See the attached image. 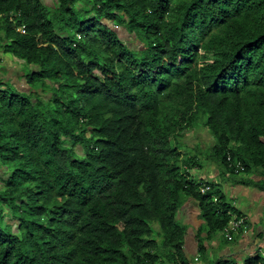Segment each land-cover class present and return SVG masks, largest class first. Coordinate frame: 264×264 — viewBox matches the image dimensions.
<instances>
[{"label":"trees","instance_id":"1","mask_svg":"<svg viewBox=\"0 0 264 264\" xmlns=\"http://www.w3.org/2000/svg\"><path fill=\"white\" fill-rule=\"evenodd\" d=\"M0 49L36 89L0 80V264H185L184 200L209 238L232 212L189 177L197 125L264 174V0H0Z\"/></svg>","mask_w":264,"mask_h":264},{"label":"crops","instance_id":"2","mask_svg":"<svg viewBox=\"0 0 264 264\" xmlns=\"http://www.w3.org/2000/svg\"><path fill=\"white\" fill-rule=\"evenodd\" d=\"M186 145L187 148L191 149L189 144ZM201 147L205 148L203 142ZM198 162L201 165V162ZM219 169L210 163H203L201 167L191 170L189 177L195 183L199 181L208 182L217 188L222 195L224 204L232 211L231 213L245 219L248 225V233L246 235L239 234L230 242H227L221 233L209 238L207 230L202 229L204 223L200 219L198 204L191 199H185L176 219L177 224L185 230L183 263L208 264L212 259H219L220 262L217 264H226L228 263L227 259L232 258L237 264H244L249 259L256 257L261 262L264 253V192L253 184L261 182L264 174L251 172L241 176V178L230 175L237 179L234 182ZM244 181L249 183H244ZM224 189L229 190L227 194ZM216 236H221L224 244L219 245L217 242L215 244L212 240ZM234 264L236 263L234 262Z\"/></svg>","mask_w":264,"mask_h":264},{"label":"rangeland","instance_id":"3","mask_svg":"<svg viewBox=\"0 0 264 264\" xmlns=\"http://www.w3.org/2000/svg\"><path fill=\"white\" fill-rule=\"evenodd\" d=\"M42 1L46 6H49V7L53 6V4L56 2V0H42ZM116 31H118V35L122 40L129 42L131 37L125 32V30L123 28H117ZM30 72H31V67H28L24 63L19 64L11 56L4 54V52H2V50L0 49V80H2L3 82L9 83L11 86H14L17 89L21 90V92L30 91L29 89L34 91L36 89H34L32 87L29 88L28 85H26V77L29 75ZM5 88H8V87L5 86ZM47 97H48V95L43 96L44 99H46ZM203 134H204L203 127L200 125L195 126L194 130L189 132L187 137H185V140H184V142L186 144L190 145L191 150L189 148H187L185 145L183 148H181V151L183 153H185L186 155L188 154L190 156H195L198 159V161L201 162L200 163L201 165L203 163H208L207 159H206L207 156L205 154L206 148L203 150H197V149L195 150L193 148H194V145H196L197 143L206 141V139L203 137ZM200 137L201 138L203 137V140H200ZM217 168H219V167H217ZM219 170H220V172H223V173L225 172L223 168H220ZM225 175L230 177L231 180H233L234 182L237 181V179H235V177H231L230 174H225ZM238 176L239 177H237V178H241V175H238ZM224 191L227 194V192L229 190L227 191L226 189H224ZM176 219H177V216H176ZM178 219H179V217H178ZM154 229L157 230L156 226H154ZM202 229L205 230V227H203ZM212 241L215 244H216V242L219 245L224 244L223 238L221 236L214 237ZM200 256H202V254H200ZM201 260H202V257H201ZM227 260H228V263H226V264H234V262L237 264V262L232 258H229ZM218 262H220L219 259H216V260L212 259V261L208 262V264H217ZM199 263H201V262H199Z\"/></svg>","mask_w":264,"mask_h":264},{"label":"built area","instance_id":"4","mask_svg":"<svg viewBox=\"0 0 264 264\" xmlns=\"http://www.w3.org/2000/svg\"><path fill=\"white\" fill-rule=\"evenodd\" d=\"M18 32L21 34L25 33L24 27L18 29ZM227 161L230 162L229 167L232 168L234 175H243L244 167L238 161H232L230 157L227 158ZM199 192L203 195L207 194L210 191V187L203 181L198 183ZM212 202H218V197H213ZM230 221L226 227L220 232L221 235L225 238L226 241H232L235 236L242 234L246 235L248 233V225L245 222V219L242 216L235 215L229 212ZM264 261V255H263Z\"/></svg>","mask_w":264,"mask_h":264},{"label":"clouds","instance_id":"5","mask_svg":"<svg viewBox=\"0 0 264 264\" xmlns=\"http://www.w3.org/2000/svg\"><path fill=\"white\" fill-rule=\"evenodd\" d=\"M193 170V169H192ZM244 175V174H243ZM243 175H241V176H243ZM235 176H237V175H235ZM227 242H230V241H227ZM263 255H264V253L262 254V258H261V261L262 262H258V263H256V264H264V261H263Z\"/></svg>","mask_w":264,"mask_h":264}]
</instances>
